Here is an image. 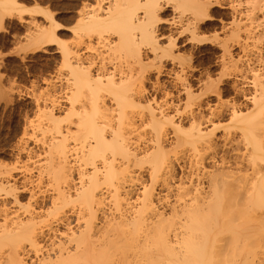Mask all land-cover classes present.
Listing matches in <instances>:
<instances>
[{"label":"bare ground","instance_id":"1","mask_svg":"<svg viewBox=\"0 0 264 264\" xmlns=\"http://www.w3.org/2000/svg\"><path fill=\"white\" fill-rule=\"evenodd\" d=\"M174 2L194 5L198 0ZM210 2V19L201 20L202 26L214 19V8L231 12L228 24L221 25L229 33L221 42L218 73L235 77L231 87L243 94V104L230 102L233 112L228 113L227 108L217 109L216 101L213 127L207 128L201 127V121L207 125L205 113L210 115V110L204 111L202 101H196L195 110L189 108L176 121L184 134L166 133L163 141L157 137L155 150L144 142L154 133L139 135L133 124L137 138L132 140L130 163L122 162L127 157L122 155L123 138L118 133L112 148L119 170L127 175L115 182L111 168L108 174L91 168L93 148L84 143L92 131L87 123L78 135L70 117V123H59L66 118L60 115V106L54 113L38 107L36 118L27 120L16 143L19 157L8 164L0 161V264H258L264 258V168L260 164L264 153L256 134L264 123V0ZM19 5L17 0H0V14ZM192 11L183 8L177 14L173 8L170 16L179 24ZM79 13L80 7L75 11L77 19ZM167 27V33L158 28L161 35L170 34L175 25ZM233 47L240 52L237 57L231 54ZM55 52L63 62L61 51ZM148 78L150 74L140 72L135 77L131 71L126 75L143 86ZM196 81L199 85V76ZM61 90L66 103V77ZM136 92H141L139 86ZM177 93L176 97L167 93L170 98L159 110L168 112V105L178 104ZM225 114L229 121L235 115V123L222 119ZM75 140L78 145L72 143Z\"/></svg>","mask_w":264,"mask_h":264},{"label":"snow or ice","instance_id":"2","mask_svg":"<svg viewBox=\"0 0 264 264\" xmlns=\"http://www.w3.org/2000/svg\"><path fill=\"white\" fill-rule=\"evenodd\" d=\"M65 2L66 0H37L33 5L35 10H23L43 22L42 25L32 26L30 39L24 41V44L28 45L27 50L40 55L51 45L58 48L63 56V62H58L55 71L49 64L47 68L41 67L33 73L28 94L31 95L32 91L39 93L41 99L36 103L52 109L53 113L55 108L60 106V115L66 118L59 123H70V117L71 121L76 122L71 126L78 135L87 123L92 131L87 134L84 143L91 144L93 148L92 169L99 167L103 174H108L111 168L113 182L122 175L126 176L127 173L122 174L119 170L116 163L118 157L112 148L118 133L123 138L122 155L127 157L122 162L130 163L132 140L137 138V129L132 127L133 124L137 125L139 135L154 133L151 140L145 139L144 142L155 150L157 137L163 141L166 133L173 137L184 134V130L176 121L184 117L189 108L195 110L196 101H203L206 89H212L207 94L218 100L217 109L227 108L228 113L233 112L230 107L231 94L227 90L220 92L224 77L217 76L215 72L208 74L205 68L206 59L205 63H200L202 50L198 45L205 43L208 37L201 36L199 28L202 27L201 20L210 19V0H198L194 5H178L174 0H116L115 4L112 0H107L103 5L97 4L96 0H74L76 6L80 7L79 18L74 16L60 23L57 22L59 17L51 10L41 8V5L47 3L59 7ZM173 8L177 14H180L183 8H194V11L185 15L182 22L177 24L169 15ZM97 9H100L99 12ZM166 16L169 18L165 19ZM65 25L70 26L67 28L68 36L72 37L70 40L60 38V33L65 31ZM168 25L175 27L170 34L161 35L158 28ZM5 31L7 29L0 26V33ZM220 36V33L214 34V38ZM17 47L21 50L13 49L9 52V46L0 41V57L23 55L21 46ZM261 55L264 57V52ZM167 68L175 69L167 73L172 79L167 83H159L164 79L163 73ZM129 71L133 73V77L137 72L145 76L151 74L152 79L158 83L140 85L135 79H126ZM237 71L239 73V69ZM189 73L200 77L199 87L189 85L186 78ZM65 77L69 89L66 103L65 93L61 90ZM196 83L194 80L193 84ZM53 84L56 85L55 91ZM138 86L141 88L139 94L136 92ZM149 89L155 90L159 95L153 99ZM177 92H180V102L168 105V112L160 111L170 98L167 93L175 96ZM217 93L220 95L217 96ZM161 95L164 96L163 101L160 100ZM145 100L148 101L147 104L144 103ZM58 101L60 105L57 104ZM152 109L157 110L151 111ZM209 110L210 115L205 113L207 125L201 121V127H213L216 110L212 109L211 105ZM150 117L155 119L150 120ZM222 119L233 124L236 116L233 115L229 121L228 115L225 114ZM141 124L143 127L139 128ZM192 128H195V124ZM256 134L260 137V149L264 153V123ZM129 136L132 139H129ZM72 143L78 145L79 140ZM248 150L251 151V148ZM85 151L87 153V148ZM109 161L112 162L111 165ZM260 164L264 168V159ZM261 212H264V208ZM261 252L264 253V238ZM258 264H264V258Z\"/></svg>","mask_w":264,"mask_h":264},{"label":"rangeland","instance_id":"3","mask_svg":"<svg viewBox=\"0 0 264 264\" xmlns=\"http://www.w3.org/2000/svg\"><path fill=\"white\" fill-rule=\"evenodd\" d=\"M17 1L20 3L19 6H16L9 12L0 14V26H3L7 29V31L0 33V41H2L3 44L9 46L8 48L9 52H11L13 49H17L18 51H20L21 49L17 47L18 45L21 46V48L23 49V55L13 56V57H0V161L4 164L12 163L13 160L16 159V156L17 158L19 157L17 152L18 144L16 143H18V140L21 137L20 134L23 132L24 127L27 125V122L36 118L38 112V110L36 111V109L38 107L40 108L41 106V104L36 103V101L41 99L39 93L32 91L31 95L28 94L32 84L31 77L33 76V73L38 71L41 67L47 68L49 64L52 65V70L55 71L58 62H60V55L57 52H55L57 48H54L51 45H48L46 47L48 48L47 51L41 53L40 55H37L35 52H29L27 50L28 45L24 44V41L28 39L26 36H28L29 33L32 32V30L30 29H32L33 25H37V24L42 25L43 22L39 19L34 18L28 12L21 11L22 9L24 10V6L32 7L35 3H37V0H31V2H29V0H17ZM245 1L250 2L252 0H245ZM41 7L43 9L51 10L56 16H58L59 17V20L57 21L58 23L68 19H72L75 16V11L77 10V8H79L76 6L74 0H66V2L62 3L59 7H55L51 3L43 4L41 5ZM16 9H19L20 11ZM211 13L214 19L211 21H206L203 24L202 29L200 31L201 36H207L209 39V40L207 39L205 43L198 45V47L202 50L200 53L201 56L200 63H205V59H206L207 63L205 64V68L208 74L215 72V74L219 76L220 73L219 61H220V55L222 53L221 42L222 40L226 39L225 37H227L229 33L228 30L226 29L223 30L221 28V25L228 24L231 18V12L227 8L225 9L223 7L222 8L217 7L214 8ZM257 17L258 19H261V13H257ZM166 18L168 17L166 16L165 19ZM262 19L264 20V18ZM31 20L33 22L35 21V23L37 24L35 23L31 24L32 23L30 22ZM68 27L70 26L65 25V31L60 33V38L62 40L72 39V37L68 36L67 34ZM161 32L167 33L168 27L165 28L162 27ZM213 33L214 34L220 33L221 36L218 38H214ZM239 53L240 52H238L237 47L232 48L231 54L233 55V57H237L238 55L236 54ZM197 67H199V65H197ZM174 70H175L174 68H167L166 72L163 73L164 79L159 83H167L169 80H171L172 77L169 76L167 73L172 72ZM187 77L189 79V83L191 82L192 87L195 88L199 86L198 83L193 84V81L194 80L196 81V78L198 77L197 75L193 73H189ZM234 79L235 77L224 78V80L222 81L223 87L220 89V92L227 90L232 96L231 102L243 104L244 102L243 94L239 91H238L239 93L236 92L234 88L232 89L231 87L232 81ZM154 81L155 80L152 79L150 74V78H148V80L144 82L145 86L152 85L151 83H153ZM53 86H54L53 89L55 91L56 85L53 84ZM238 86L242 89L244 88L243 84L240 81ZM149 90L151 91L152 95L156 93L155 90L152 89ZM207 93L209 92H206L204 99L202 101L204 111H206L210 105L212 106L216 101H218L217 99H214L211 95ZM156 95H159V93L157 92ZM219 95L220 93H218L217 96ZM176 96H178V93H176L174 97ZM224 99H227V97L226 98L224 97ZM207 104L208 107L206 106ZM26 116L27 119L25 118ZM218 130H216L215 133L219 135L221 134L222 131L221 129L219 131ZM29 143L30 146L36 148V146H33L34 144L33 145L31 144L32 142Z\"/></svg>","mask_w":264,"mask_h":264}]
</instances>
